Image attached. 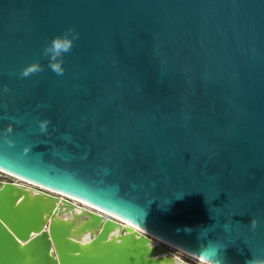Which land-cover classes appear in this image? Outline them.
I'll use <instances>...</instances> for the list:
<instances>
[{
  "label": "water",
  "instance_id": "water-1",
  "mask_svg": "<svg viewBox=\"0 0 264 264\" xmlns=\"http://www.w3.org/2000/svg\"><path fill=\"white\" fill-rule=\"evenodd\" d=\"M0 169L127 222L0 176V264L264 257V0H0Z\"/></svg>",
  "mask_w": 264,
  "mask_h": 264
},
{
  "label": "bare ground",
  "instance_id": "bare-ground-1",
  "mask_svg": "<svg viewBox=\"0 0 264 264\" xmlns=\"http://www.w3.org/2000/svg\"><path fill=\"white\" fill-rule=\"evenodd\" d=\"M0 172L5 173V174H7V175H10V176L14 177V181H15V180H18V181H16V182L26 184V185L29 186L33 191L44 190V191H49V192H51V193H53V194L60 195V196H62V197H67V198L71 199L72 201H74V202L76 203V205L78 206L77 210H80V208L86 207V208H88V209H91V210H93V211H96V212H98V213H101L104 217H113V218L118 219V220H120V221L126 222V221L122 220L121 218H119V217H117V216H115V215H113V214H111V213H109V212H107V211H104V210H102V209H100V208H98V207L92 206V205H90V204H88V203H86V202H84V201H81V200H79V199H76V198H74V197H72V196H70V195H66V194H64V193H60L59 191H56V190H53V189H50V188H47V187L37 186V185H35V184H30L29 182H26L24 179H22V178H20V177H16V176H14V175H11V174H9V173H7V172L1 170V169H0ZM59 210L61 211V214H62V216H64V217H67V216L70 215V213L67 212L66 210H62V207H59ZM126 223H127V222H126ZM129 225H130V224H129ZM137 229H139L142 233H144V234L150 236V237L153 239V241H155V242L160 241V242L165 243L166 245H168V246L170 247V250H171V251H173V250L176 251V255H177L178 253H180V254H185L186 256L189 257V259H192V261H193L194 263H196V264H213L212 262H210V261H208V260H206V259H204V258L198 257V256H196V255H194V254H192V253H190V252H188V251H186V250H184V249H182V248H180V247H178V246H176V245H173V244H171V243H169V242H167V241H164L163 239H160V238H158V237H156V236H154V235H152V234H150V233H148V232H146V231H144V230H142V229H140V228H137ZM115 233H117V229L115 230Z\"/></svg>",
  "mask_w": 264,
  "mask_h": 264
},
{
  "label": "clouds",
  "instance_id": "clouds-1",
  "mask_svg": "<svg viewBox=\"0 0 264 264\" xmlns=\"http://www.w3.org/2000/svg\"><path fill=\"white\" fill-rule=\"evenodd\" d=\"M76 39H78V33H76L74 29L68 28L65 30L62 36L54 39V41L52 42V48L56 51L58 55L60 53H67L73 47V44ZM52 68L53 71H55L58 75H61L64 71V69L60 65H53ZM38 70L39 68L35 64L29 65L22 69L20 75L27 76L30 73H33ZM256 223L257 222L255 220L252 221L253 227L256 226ZM247 264H264V257L253 258L252 260L247 261Z\"/></svg>",
  "mask_w": 264,
  "mask_h": 264
},
{
  "label": "rangeland",
  "instance_id": "rangeland-1",
  "mask_svg": "<svg viewBox=\"0 0 264 264\" xmlns=\"http://www.w3.org/2000/svg\"><path fill=\"white\" fill-rule=\"evenodd\" d=\"M0 176L3 177L4 179H9V180H14V177L10 176V175H7L5 173H2L0 172ZM15 181H18V180H15ZM173 252L176 254V251L173 250ZM185 257H188L186 256L185 254H183ZM189 258V257H188Z\"/></svg>",
  "mask_w": 264,
  "mask_h": 264
}]
</instances>
